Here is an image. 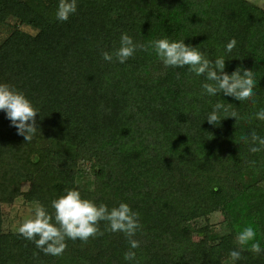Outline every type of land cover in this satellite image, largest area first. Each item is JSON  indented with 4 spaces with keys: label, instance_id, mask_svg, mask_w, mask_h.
Masks as SVG:
<instances>
[{
    "label": "trees",
    "instance_id": "1",
    "mask_svg": "<svg viewBox=\"0 0 264 264\" xmlns=\"http://www.w3.org/2000/svg\"><path fill=\"white\" fill-rule=\"evenodd\" d=\"M58 4L0 0V26L11 29L0 43V83L39 109L40 129L26 142L0 111V264H232L236 236L248 226L264 248V151L252 153L241 140L253 131L264 137V121L255 118L264 108V10L246 0H77V12L61 22ZM124 33L143 44L184 40L210 60L223 56L229 75L252 70L255 103L202 95L203 76L165 67L151 48L123 64L105 61L102 52L118 49ZM221 100L251 120L209 124ZM80 164L93 173L88 189L77 185ZM73 188L109 209L124 202L140 214L135 261L124 259V234L105 222L103 236L69 239L62 256L3 232V205L21 197L51 214L52 200ZM213 214L224 233L210 224ZM249 248L235 264H264V252Z\"/></svg>",
    "mask_w": 264,
    "mask_h": 264
},
{
    "label": "clouds",
    "instance_id": "2",
    "mask_svg": "<svg viewBox=\"0 0 264 264\" xmlns=\"http://www.w3.org/2000/svg\"><path fill=\"white\" fill-rule=\"evenodd\" d=\"M77 12V0H59L56 19L66 22ZM237 41L233 38L226 45V52L231 53ZM154 50L165 67L188 68L190 73L203 76L207 82L202 84V95L215 96L223 93L234 97L239 102L252 101L255 103L257 80L252 70L237 68L229 75L225 72V58L223 56L214 61L207 58L204 51L198 47L186 45L184 40L173 41L168 38L156 39L147 44L134 42L133 38L124 33L120 38V47L114 52L104 51L102 57L108 62L125 63L132 58L137 51ZM242 73V74H241ZM179 78V73L177 74ZM0 111L6 113L11 126L17 129V134L22 135L26 142H31L37 131L39 109L24 92L17 90L7 83H0ZM228 117L251 120L250 117H241L238 112L230 111V104L221 101L213 105L212 112L206 120L209 124L219 125L222 119ZM255 118L264 121V108L260 109ZM213 138V137H212ZM245 143H249L250 151L257 153L264 151V137L253 131L249 136L241 137ZM251 164L254 166L255 161ZM66 194L52 200L53 213L40 203H36L32 215L24 219L18 227V234L33 242L37 249L45 255L62 256L67 250V240H77L87 243L90 238L103 236L100 223L105 222L107 230L123 233L130 245L124 253L126 261H135L134 249L140 247L141 241L135 239L137 232L142 229L140 214L132 210L129 204L121 202L111 209L104 204H97L93 200L83 198L81 192L75 188L66 189ZM256 231L253 227H245L238 232L236 242L239 250L229 253L232 264L242 259V251L250 245L253 254L264 252L259 242L255 240ZM37 256L38 253H34Z\"/></svg>",
    "mask_w": 264,
    "mask_h": 264
},
{
    "label": "rangeland",
    "instance_id": "3",
    "mask_svg": "<svg viewBox=\"0 0 264 264\" xmlns=\"http://www.w3.org/2000/svg\"><path fill=\"white\" fill-rule=\"evenodd\" d=\"M259 8L264 10V0H246ZM21 30L34 34L35 31L29 27L22 26ZM10 28L8 26H0V43L4 38L10 33ZM93 177V173L87 165L80 164L77 169V185L80 189H88L91 186V180ZM28 189V184L22 185V191H26ZM35 204L25 203L24 200L20 197L14 201L12 205H3L2 206V220L3 225L2 229L5 233H18V227L23 222L24 219L28 218L32 215ZM212 227L219 231L220 233H224V225L222 223V217L219 214H213L208 218ZM203 223V222H201ZM202 237L196 236L194 238L195 243H201Z\"/></svg>",
    "mask_w": 264,
    "mask_h": 264
}]
</instances>
